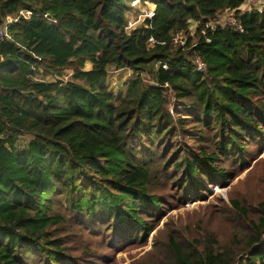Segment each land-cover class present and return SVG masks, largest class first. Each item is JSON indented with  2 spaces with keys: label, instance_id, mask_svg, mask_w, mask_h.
I'll use <instances>...</instances> for the list:
<instances>
[{
  "label": "trees",
  "instance_id": "1",
  "mask_svg": "<svg viewBox=\"0 0 264 264\" xmlns=\"http://www.w3.org/2000/svg\"><path fill=\"white\" fill-rule=\"evenodd\" d=\"M132 1L0 0V264H81L65 239L84 224L67 215L145 246L166 213L155 192L188 201L205 184L226 187L264 141V0L241 14L242 33L216 30L209 43L202 25L247 0H141L154 17L126 32ZM196 23L195 47L172 44ZM68 69L70 80L45 81ZM110 69L133 74L123 96L110 92ZM230 203L250 228L235 250L209 230L182 240L186 250L167 234L155 264H264V200Z\"/></svg>",
  "mask_w": 264,
  "mask_h": 264
},
{
  "label": "rangeland",
  "instance_id": "2",
  "mask_svg": "<svg viewBox=\"0 0 264 264\" xmlns=\"http://www.w3.org/2000/svg\"><path fill=\"white\" fill-rule=\"evenodd\" d=\"M259 6L258 0H247L242 10L254 9ZM22 15L27 16L26 13ZM136 16V14H135ZM139 26V25H138ZM85 70L91 69V64L85 65ZM156 68V67H155ZM72 70H65L59 77H48L45 81H68L72 77ZM128 70H108V85L110 92L116 96H123L126 82L132 76ZM145 82H149L150 76L143 75ZM37 80H42L36 76ZM172 96V94H171ZM31 135L20 137L16 146L18 150L26 148ZM253 154L249 169L243 172L229 173L226 180L230 183L224 187L222 182L216 185H203L204 193L186 201V197L180 200L174 199L172 194L166 191H157L161 196L160 212H166L156 228L149 234L145 246L137 244H124L123 240L112 231L99 233L98 222L84 217L67 215L71 223L81 225L75 235H68L65 245L69 248L71 256L77 257L81 264H155V252L166 247L167 234L173 236L179 246L186 250L192 240L202 239L206 231H213L218 242L235 250L250 233V228L239 217L237 210H233L230 200L238 199L241 204L252 205L264 200V141L250 147ZM255 159V160H254ZM181 205V206H179ZM58 208H65L57 203ZM241 207V206H240ZM245 210L244 207H241ZM259 214L256 209H248V216L255 218ZM63 236V234H62ZM240 241V242H241ZM166 242V243H165Z\"/></svg>",
  "mask_w": 264,
  "mask_h": 264
},
{
  "label": "built area",
  "instance_id": "3",
  "mask_svg": "<svg viewBox=\"0 0 264 264\" xmlns=\"http://www.w3.org/2000/svg\"><path fill=\"white\" fill-rule=\"evenodd\" d=\"M259 6L257 8H254L255 11L261 12L262 10V4L259 2ZM252 11V9L249 10H239V11H225L219 15L213 20H210L208 22H205L202 27L199 29L198 34H200L204 41L206 43H209V39L207 38V35L209 33H213L216 30H226L231 29L233 31L242 33L243 28L240 23V17L241 14H249ZM155 13V6L148 2H142L141 0H134L130 3V9L126 13V24H125V31L130 32L132 30H135L137 28L142 27H149V23H146L148 20L149 22L153 19ZM136 14V16H135ZM139 25V26H138ZM198 24H194L193 26L189 27L188 32H178L175 33L172 36V44L176 47H187L189 42L192 44V46H188L189 49H192L196 46V30L198 28ZM8 32L7 27L4 25L0 26V42L7 39ZM149 41L152 42V39ZM191 67L192 69L200 74H205L207 71V65L202 60V58L199 55H193L191 58ZM163 69L167 70V66L163 65Z\"/></svg>",
  "mask_w": 264,
  "mask_h": 264
},
{
  "label": "crops",
  "instance_id": "4",
  "mask_svg": "<svg viewBox=\"0 0 264 264\" xmlns=\"http://www.w3.org/2000/svg\"><path fill=\"white\" fill-rule=\"evenodd\" d=\"M246 3V2H245ZM245 3L243 4L242 8L240 9V11L243 9V7L245 6ZM260 4V3H259Z\"/></svg>",
  "mask_w": 264,
  "mask_h": 264
},
{
  "label": "water",
  "instance_id": "5",
  "mask_svg": "<svg viewBox=\"0 0 264 264\" xmlns=\"http://www.w3.org/2000/svg\"><path fill=\"white\" fill-rule=\"evenodd\" d=\"M7 20H8V22H10V21H11V19H10V18H8Z\"/></svg>",
  "mask_w": 264,
  "mask_h": 264
}]
</instances>
